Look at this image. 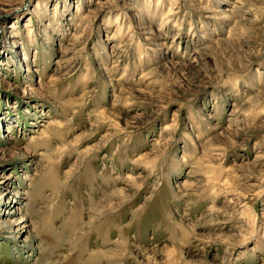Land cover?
<instances>
[{
    "label": "rangeland",
    "instance_id": "374dc122",
    "mask_svg": "<svg viewBox=\"0 0 264 264\" xmlns=\"http://www.w3.org/2000/svg\"><path fill=\"white\" fill-rule=\"evenodd\" d=\"M0 264H264V0H0Z\"/></svg>",
    "mask_w": 264,
    "mask_h": 264
}]
</instances>
